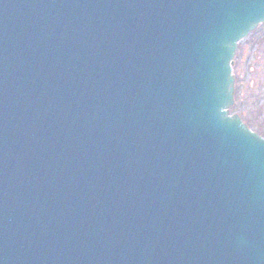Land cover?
Masks as SVG:
<instances>
[{"label":"water","instance_id":"obj_1","mask_svg":"<svg viewBox=\"0 0 264 264\" xmlns=\"http://www.w3.org/2000/svg\"><path fill=\"white\" fill-rule=\"evenodd\" d=\"M264 0H0V264H264V137L231 114Z\"/></svg>","mask_w":264,"mask_h":264},{"label":"rangeland","instance_id":"obj_2","mask_svg":"<svg viewBox=\"0 0 264 264\" xmlns=\"http://www.w3.org/2000/svg\"><path fill=\"white\" fill-rule=\"evenodd\" d=\"M234 104L229 108L264 137V22L237 45Z\"/></svg>","mask_w":264,"mask_h":264},{"label":"flooded vegetation","instance_id":"obj_3","mask_svg":"<svg viewBox=\"0 0 264 264\" xmlns=\"http://www.w3.org/2000/svg\"><path fill=\"white\" fill-rule=\"evenodd\" d=\"M248 125V124H247Z\"/></svg>","mask_w":264,"mask_h":264}]
</instances>
